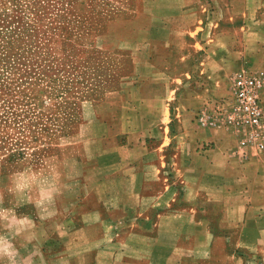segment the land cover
I'll list each match as a JSON object with an SVG mask.
<instances>
[{"label": "crops", "instance_id": "crops-1", "mask_svg": "<svg viewBox=\"0 0 264 264\" xmlns=\"http://www.w3.org/2000/svg\"><path fill=\"white\" fill-rule=\"evenodd\" d=\"M138 1L129 77L0 159V233L35 264H264V152L195 118L264 74V0Z\"/></svg>", "mask_w": 264, "mask_h": 264}, {"label": "rangeland", "instance_id": "rangeland-1", "mask_svg": "<svg viewBox=\"0 0 264 264\" xmlns=\"http://www.w3.org/2000/svg\"><path fill=\"white\" fill-rule=\"evenodd\" d=\"M138 2L0 0V159H29L79 99L109 96L129 77L144 23L122 20ZM8 237L0 233V264H35Z\"/></svg>", "mask_w": 264, "mask_h": 264}, {"label": "built area", "instance_id": "built-area-1", "mask_svg": "<svg viewBox=\"0 0 264 264\" xmlns=\"http://www.w3.org/2000/svg\"><path fill=\"white\" fill-rule=\"evenodd\" d=\"M229 86L227 96L212 99L196 112L198 124L222 127L241 149L264 152V74L244 66L232 74Z\"/></svg>", "mask_w": 264, "mask_h": 264}]
</instances>
